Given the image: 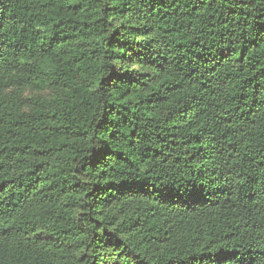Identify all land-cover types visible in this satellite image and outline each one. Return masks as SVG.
<instances>
[{
    "label": "trees",
    "instance_id": "trees-1",
    "mask_svg": "<svg viewBox=\"0 0 264 264\" xmlns=\"http://www.w3.org/2000/svg\"><path fill=\"white\" fill-rule=\"evenodd\" d=\"M0 264H264V0H0Z\"/></svg>",
    "mask_w": 264,
    "mask_h": 264
}]
</instances>
